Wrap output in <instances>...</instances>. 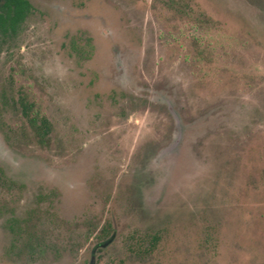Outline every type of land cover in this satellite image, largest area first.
<instances>
[{"label": "rangeland", "instance_id": "obj_1", "mask_svg": "<svg viewBox=\"0 0 264 264\" xmlns=\"http://www.w3.org/2000/svg\"><path fill=\"white\" fill-rule=\"evenodd\" d=\"M29 1L0 37V264H264V0Z\"/></svg>", "mask_w": 264, "mask_h": 264}, {"label": "trees", "instance_id": "obj_2", "mask_svg": "<svg viewBox=\"0 0 264 264\" xmlns=\"http://www.w3.org/2000/svg\"><path fill=\"white\" fill-rule=\"evenodd\" d=\"M33 11V5L29 0H0V37L17 33L20 24ZM25 95V94H24ZM23 115L32 123L40 122L39 128L47 132L49 128L46 118L40 115L35 103L22 96L18 100Z\"/></svg>", "mask_w": 264, "mask_h": 264}, {"label": "flooded vegetation", "instance_id": "obj_3", "mask_svg": "<svg viewBox=\"0 0 264 264\" xmlns=\"http://www.w3.org/2000/svg\"><path fill=\"white\" fill-rule=\"evenodd\" d=\"M104 242L105 241L103 240L102 243L98 245V247H101V248L104 247ZM91 262H94V264H95V251H92V253H91V259H90L89 264H91Z\"/></svg>", "mask_w": 264, "mask_h": 264}, {"label": "water", "instance_id": "obj_4", "mask_svg": "<svg viewBox=\"0 0 264 264\" xmlns=\"http://www.w3.org/2000/svg\"><path fill=\"white\" fill-rule=\"evenodd\" d=\"M91 264H94V262H91Z\"/></svg>", "mask_w": 264, "mask_h": 264}]
</instances>
